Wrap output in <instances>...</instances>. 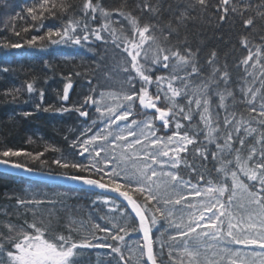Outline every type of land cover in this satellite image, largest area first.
<instances>
[{"label": "snow or ice", "instance_id": "1", "mask_svg": "<svg viewBox=\"0 0 264 264\" xmlns=\"http://www.w3.org/2000/svg\"><path fill=\"white\" fill-rule=\"evenodd\" d=\"M225 25L239 27L244 50L235 79L227 53L221 63L216 48L204 52L207 29ZM0 31L17 38H0L3 50L64 45L99 57L83 72L57 73L43 60L52 73L44 84L60 76L58 104L45 103L35 75L2 93L15 103L26 91L24 102L45 113L99 115L70 141L71 158L41 159L61 152L47 144L35 153L0 147V166L28 174L27 195L6 194L14 206L0 207V264H85L95 249L109 250V264H264V0H30ZM106 58L112 68L103 76L118 81L116 90L94 83ZM15 71L0 64V73ZM74 77L87 91L69 105ZM61 185L63 192L40 191ZM88 189L103 190L92 203L108 208L105 224L69 215L61 225L55 206ZM132 233L141 235L129 242Z\"/></svg>", "mask_w": 264, "mask_h": 264}, {"label": "trees", "instance_id": "2", "mask_svg": "<svg viewBox=\"0 0 264 264\" xmlns=\"http://www.w3.org/2000/svg\"><path fill=\"white\" fill-rule=\"evenodd\" d=\"M30 2V0H6L8 7H5V0H0V29L4 28L6 20H9L10 16H14L16 12L21 11L24 4ZM107 6H112L118 3V0H104ZM18 24H22L23 21H17ZM31 23V21H29ZM47 25H58L59 21L49 19L45 21ZM238 25V21H237ZM240 31L239 27L233 30L229 25H225L220 29H207L206 43L204 46V52L216 48L219 54L220 62L225 60V54L227 53V62L229 65V71L232 73L233 78L242 74V69L238 70L234 67L238 58L244 54L243 49H239L237 32ZM221 35L225 39L229 40V43H225L223 40L216 39L214 35ZM41 34V33H37ZM8 35L10 39H17L7 31H0V38ZM100 42H96L93 47H96ZM236 44L238 51H231V45ZM103 45L98 49L103 51ZM110 57L113 53V46L108 45ZM119 53V50H115ZM83 57V62L81 61ZM71 58V59H67ZM49 60L56 65V72H73L81 71L90 67H95V61L99 59L97 55L88 52L86 49L78 48L75 46H52L46 52H40L37 49H20V50H3L0 49V64L4 60H7L13 68L16 69L13 73H0V147L8 146L15 149H22L31 152L44 151L45 145H51L59 148L61 152H44V156L41 159L52 158L61 155L69 156L75 149L70 147V141L80 134L85 124H90L91 119L95 118L99 114L94 111V108L89 109V117H79L77 113H65V114H53L45 113L43 111H37L34 107V102L29 100L28 103L24 101L28 99V94L25 91L20 100L13 102H4L2 95L6 88L21 87L23 81L30 79L33 75L39 77L37 84L39 87L45 89V103L53 102L60 103L56 100L55 92L53 89H60L62 87L60 83V76L57 74L52 79L48 80L47 84H44L43 77L45 74L52 75L48 69L44 68L43 60ZM204 55L201 56V62L203 63ZM103 63H107V68H101L96 72L94 83L96 80L100 81L101 89L116 90L120 86L116 84L115 79L106 81L103 72L109 71L112 68V62L106 58ZM75 66V67H74ZM207 70V66H205ZM116 76V73H113ZM154 90V86L150 88V91ZM87 91V81L82 77H74V89L70 94L69 105L76 101L82 92ZM22 111H31L33 116L23 118L19 115ZM187 123V122H185ZM32 138V143H29V138ZM68 137V139H65ZM71 158V156H69ZM82 159L81 157H76ZM21 160H26L25 157H21ZM32 167H37L38 162H30ZM53 167H55L53 165ZM211 167V165H209ZM186 178L187 174L185 173ZM26 179L18 176H11L4 173H0V207L4 205L9 206L11 210L14 206V200H7L6 194H19L21 196L27 195L23 189L27 186L24 181ZM195 182V181H193ZM66 188L59 187L57 189L41 188L40 191H48L50 194L53 190L65 191ZM97 193L93 191H78L70 192L68 196L64 198L63 204H57L55 206L56 215L60 217V224L66 222L67 217L72 215L77 218H87L89 215L101 224H105V221L100 220V217L108 213V208L97 201L96 204L92 202L96 200ZM118 204L120 202L117 201ZM122 206V205H121ZM51 207V206H48ZM31 219V216H29ZM53 226H56V221L53 220ZM110 227V225H108ZM158 235V233H157ZM139 233H132L130 237H126L129 242L133 239H139ZM112 243V241H109ZM108 249H95L91 250L90 255L84 257L85 264H109V257L105 256ZM99 254V255H98ZM167 257L165 256V259Z\"/></svg>", "mask_w": 264, "mask_h": 264}, {"label": "water", "instance_id": "3", "mask_svg": "<svg viewBox=\"0 0 264 264\" xmlns=\"http://www.w3.org/2000/svg\"><path fill=\"white\" fill-rule=\"evenodd\" d=\"M70 94H71V92H70ZM0 173H4V174H7V175H11V176H18V177H22V178L28 179V174L23 173V172H17L16 170H13V169H5L3 166H0ZM31 179H33L34 181H37L38 183H50V182H47V181L40 182V181L37 180L36 177H32ZM60 187L66 188V185H61ZM75 187L79 188V187H82V186L76 185ZM87 191H93L95 193H100L103 190H100V189H88ZM107 195L115 197L116 200L118 202H120V203L123 200V198H121V197H116V194H114V193H109ZM123 203H126V202H123ZM129 211H130V209H129Z\"/></svg>", "mask_w": 264, "mask_h": 264}, {"label": "rangeland", "instance_id": "4", "mask_svg": "<svg viewBox=\"0 0 264 264\" xmlns=\"http://www.w3.org/2000/svg\"><path fill=\"white\" fill-rule=\"evenodd\" d=\"M120 75H123V74H120ZM114 82H116V84H117V85H119V83H118V81H117L116 79H115V81H114ZM119 86H120V85H119Z\"/></svg>", "mask_w": 264, "mask_h": 264}]
</instances>
